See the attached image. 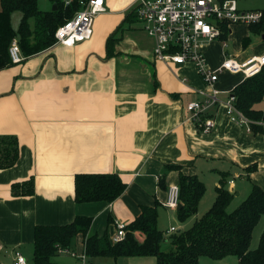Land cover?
<instances>
[{
    "label": "crops",
    "instance_id": "1",
    "mask_svg": "<svg viewBox=\"0 0 264 264\" xmlns=\"http://www.w3.org/2000/svg\"><path fill=\"white\" fill-rule=\"evenodd\" d=\"M135 2L104 0L106 11L95 18L90 39L73 46L55 43L0 70V135L15 136L20 149L17 163L0 169V264H11L16 251L34 264L38 225L88 217V235L112 242L116 222L129 226L144 206L157 207L167 251L170 237L203 215L206 182L215 187L210 207L222 182L237 197L236 182L248 181L240 203L255 183L264 189V126L253 129L252 123L232 121L224 104L245 79L243 74H220L216 86L222 103L203 115V120L213 119L212 129L205 131L186 108L202 97V77L193 63L170 64L156 57L155 38L131 13ZM240 26H230L226 36L204 46L212 67L229 57L244 61L264 54V43L251 55L244 49L229 52L228 38ZM248 29L261 34L250 25ZM248 40L243 39V47ZM259 107L264 110V103ZM79 173H116L127 187L111 202H78ZM182 174L205 185L198 212L186 221L178 218V207L166 205L169 186H180ZM31 178L34 194L14 195L12 185ZM135 236L144 241V234ZM64 253L76 258L73 264H157L153 255L89 257L83 233L77 234L72 249L59 248L55 260L65 264L59 259ZM214 261L205 264H239L234 256Z\"/></svg>",
    "mask_w": 264,
    "mask_h": 264
},
{
    "label": "trees",
    "instance_id": "2",
    "mask_svg": "<svg viewBox=\"0 0 264 264\" xmlns=\"http://www.w3.org/2000/svg\"><path fill=\"white\" fill-rule=\"evenodd\" d=\"M57 8L41 9L39 0H0V70L14 64L10 45L17 38L24 56L38 54L56 43V31L60 25L73 18L83 8L80 0H51ZM262 19L250 24L254 31L264 33V9ZM21 13L16 29L13 14ZM133 15V14H131ZM227 29L223 36H226ZM231 94L236 106L252 120L253 129L261 128L264 110V65L261 71L238 83ZM18 139L12 135H0V169L14 166L19 159ZM127 182L116 173H79L76 175L75 198L78 202L99 200L114 201L126 189ZM14 195L34 194V179L12 185ZM213 205L193 225L170 237L171 248L163 250V231L158 226L156 206H144L142 213L132 221L127 238L119 243L106 237L88 235L91 218L78 216L65 225H38L35 228L34 264H61L55 260L59 248L72 249L78 233L86 237L89 257L98 255L136 256L153 255L157 264H201L202 257L224 260L229 256L238 258L239 264H264V230L257 248H252L253 233L264 216V189L254 184L249 195L234 209L229 210L233 199L225 182L217 188ZM205 192L204 183L198 177L181 175L180 196L182 207L178 218L186 221L199 210ZM135 232L144 234L140 242Z\"/></svg>",
    "mask_w": 264,
    "mask_h": 264
},
{
    "label": "built area",
    "instance_id": "3",
    "mask_svg": "<svg viewBox=\"0 0 264 264\" xmlns=\"http://www.w3.org/2000/svg\"><path fill=\"white\" fill-rule=\"evenodd\" d=\"M72 0H65L70 4ZM240 0H136L133 11L141 21L144 30L156 41L155 55L166 63H193L206 86L202 97L187 103L186 108L205 131L213 127L212 117L203 120L211 108L222 103L220 90L216 84L224 71L241 73L245 78L259 73L264 65V54L244 61L229 57L219 67H212L204 52L207 43L222 39L226 29L234 24H253L262 19V9H243ZM83 8L73 18L59 26L56 43L73 46L88 40L93 35L95 18L106 11L104 0H80ZM225 43V42H224ZM226 45V43H225ZM13 63H19L24 55L17 38L10 45ZM224 104L231 120L249 125L252 120L235 104V96L229 95ZM264 126V121H261ZM181 203L180 186L172 184L168 188L166 205L177 208ZM117 231L113 243L127 238V224L117 221ZM171 230H175L172 227ZM11 264H27L21 251H16ZM84 264H87L86 262Z\"/></svg>",
    "mask_w": 264,
    "mask_h": 264
},
{
    "label": "rangeland",
    "instance_id": "4",
    "mask_svg": "<svg viewBox=\"0 0 264 264\" xmlns=\"http://www.w3.org/2000/svg\"><path fill=\"white\" fill-rule=\"evenodd\" d=\"M239 2H240V7L244 9H264V0H240ZM39 6L41 9L44 10V9H50L52 5H51L50 0H39ZM131 13H134V11H132ZM20 19H21L20 12H16L13 14L12 23L16 31L18 29ZM241 25L243 26L234 27L233 33L228 38L227 42H228L229 52L230 53L242 52L243 49L245 50V53H247V55L260 52L262 50V44L264 43V39L262 38V35L253 33V31L248 29V25H245V24H241ZM246 37L249 38L248 40L249 43L245 45L246 47L245 48L243 47L244 46L243 39ZM238 61H241V60L238 58ZM206 179L208 178L206 177ZM236 186H237L236 189H240V194L237 197L234 195L235 200L230 204L229 210L234 209L240 203L239 202L240 199H242L243 196L246 195V190L250 187L247 180L245 182H239V181L236 182ZM206 188H207V191H206L205 198H207L206 201L209 200V202L206 203L205 200H204L205 202L203 201L204 203H202V206H201L203 207V209H201V212H199L200 215L205 213V211L210 207L208 205L211 203L213 194L215 192L214 182L213 184L212 182H206ZM263 230H264V216L259 221V224L256 226L254 230V234H253L254 240H256L257 237H258V240L260 239ZM254 240H253L252 247L255 246ZM27 257H28V261L32 263V256L30 254L29 255L27 254ZM236 258L237 257H235V259ZM59 259L62 260L65 264H73L76 258L73 257L71 254L64 253V254H61V258ZM200 261H201V264H205L206 262H210V261L215 262L214 259H211L209 257H202Z\"/></svg>",
    "mask_w": 264,
    "mask_h": 264
},
{
    "label": "water",
    "instance_id": "5",
    "mask_svg": "<svg viewBox=\"0 0 264 264\" xmlns=\"http://www.w3.org/2000/svg\"><path fill=\"white\" fill-rule=\"evenodd\" d=\"M57 8V4L55 3L54 4V6H53V9H56ZM262 38L264 39V33L262 34ZM182 207V203H180L179 205H178V210L180 209Z\"/></svg>",
    "mask_w": 264,
    "mask_h": 264
}]
</instances>
